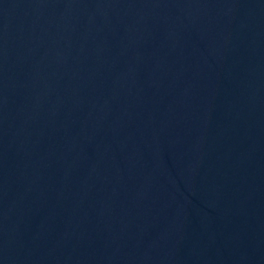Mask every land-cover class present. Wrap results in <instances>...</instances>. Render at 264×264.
<instances>
[{
	"label": "water",
	"instance_id": "1",
	"mask_svg": "<svg viewBox=\"0 0 264 264\" xmlns=\"http://www.w3.org/2000/svg\"><path fill=\"white\" fill-rule=\"evenodd\" d=\"M0 264H264V0H0Z\"/></svg>",
	"mask_w": 264,
	"mask_h": 264
}]
</instances>
